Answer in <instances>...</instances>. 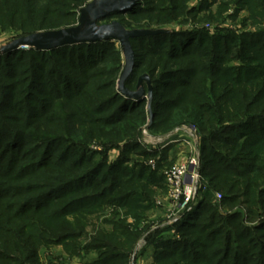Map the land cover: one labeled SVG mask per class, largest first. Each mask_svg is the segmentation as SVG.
<instances>
[{"label":"trees","instance_id":"16d2710c","mask_svg":"<svg viewBox=\"0 0 264 264\" xmlns=\"http://www.w3.org/2000/svg\"><path fill=\"white\" fill-rule=\"evenodd\" d=\"M4 1L0 0V7ZM23 1L20 15L28 14L34 21L20 28L31 34L51 26L44 23L49 15L75 16L71 4L77 6L84 0ZM188 1L140 0L130 10L111 13L98 23L112 17L135 21L119 19L130 29L142 27L138 20L143 18L165 23L182 17ZM209 1L192 11L208 9ZM231 3L246 9L252 21L264 20V0H221V12ZM14 11L2 15L5 25L15 17ZM130 44L134 65L125 86L133 89L136 74L144 68V57L158 58L157 64L144 71L151 81L154 123L163 113L189 107L187 115L201 132L199 171L204 184L219 191L222 204L232 208L223 213L207 196L209 191H203L176 222L178 238L155 242L153 263L264 264V29L241 35L172 31L132 37ZM111 46L109 39L48 50L31 47L0 56V203L16 193L29 194L13 201L12 217L42 214L49 224L58 223L60 230L54 235L49 224L46 226L45 245L77 240L87 216L104 206L116 215L125 210L138 220L153 203L152 187L161 183L158 170L144 164L124 165L128 151L149 154L137 140L125 139L121 156L108 164L106 151H93L83 139L68 133L70 123L95 129L118 125L129 116L146 118L142 112L145 98L126 97L113 89V79L98 74V67L112 56ZM118 69L113 68L111 75ZM95 76L103 81L93 93L90 86ZM103 90L108 92L100 95ZM77 99L83 105L68 106L74 101L77 104ZM59 114L64 118L55 121ZM17 166V175H10ZM20 176L32 177L27 191L14 184ZM236 204L241 208L234 209ZM67 215L75 216L74 225H62ZM8 219L0 223V230ZM123 221L114 217L111 235L101 232L80 247L83 252L76 248L75 253L85 257L82 264H126L127 245L135 234ZM23 234L21 228L13 233L17 237ZM19 244L28 251V259L35 257V242Z\"/></svg>","mask_w":264,"mask_h":264},{"label":"rangeland","instance_id":"374dc122","mask_svg":"<svg viewBox=\"0 0 264 264\" xmlns=\"http://www.w3.org/2000/svg\"><path fill=\"white\" fill-rule=\"evenodd\" d=\"M91 1L92 0H84L82 4H76L77 6L71 4L70 10L76 13L73 17L64 19L60 17V15H49L44 23L51 26L36 32L52 31L76 26L80 9ZM203 2L204 0H189L185 7V14L182 17L165 23L161 22V20L159 23H153L154 20L143 18L138 20V24L142 27H133L130 29L125 27L121 21L123 20L126 23L127 21H135L121 17L120 18L122 20L120 21L119 17H112L108 20L99 22V24L109 23L112 20H116L127 30H160L162 31L161 33H169L172 31L190 32L198 30L206 31L210 35H214L218 32L225 33L226 31L233 32L236 35H241L242 33H255L264 29V20L261 22L252 21V19L248 18L246 9L237 8L238 6L236 3L229 4L228 8L221 12L219 9L221 0H210L208 9L201 8V10L194 13L192 11L193 8L198 7ZM23 3V0H5L3 5L0 7V18L4 13H12L14 11L13 9H17L14 11L15 17L10 18L9 20L7 18L4 19L8 20V25H5L2 22L5 15L1 18L2 20L0 19V56L16 50L28 51L31 48L29 45H19L15 48H7L15 41L30 35L26 33L24 34L20 28L21 25L29 23V20L34 21L28 14V18L23 12V15H20L21 10L19 9L24 6ZM38 4L39 3H37V5ZM55 11L60 10L57 9ZM60 13L62 15V11H60ZM110 41L112 43V56L107 57V60L98 67V74H100L102 78H106L108 80L113 79V89L121 93L118 88V81L125 65V56L120 43L117 40L110 39ZM49 55L55 59L53 54L49 53ZM144 60V68L142 66V68L139 69L138 74H136L135 77L136 80L131 85L133 89L130 91L136 90L138 80L141 77L147 76L150 80L149 75L144 71L147 70L146 67H149L150 64H154L155 62L156 64L158 63V58H155L154 56H146L144 57ZM237 63L238 62H233L235 65ZM113 68H119L115 75H111V70ZM102 78L96 79L95 76L90 86L91 92L94 93L96 90L95 86L103 81ZM142 87L144 88V98L146 99L144 105L142 106L143 115H146L144 121L142 115H140V117L134 115L129 116L122 123L112 127H97L95 129H91L90 127L76 128L77 126L75 124L70 123L67 130L72 137L83 139L82 141L87 144L89 149L97 152L106 151V162L108 164L116 161L119 156H121V150L125 143V139H135L141 144V146H143L146 152L149 153L147 156H144L142 153L134 150L128 151L127 154H125L127 159L124 163L125 166L131 168L137 164L147 165L151 170H158V173L161 176V183L159 186L152 187V195L150 196L153 203L143 210V217L137 220L126 213L125 210L119 211L120 213L116 215L112 212L111 207L104 206L97 212L87 216L84 220V231L77 240L68 241L66 242L67 244L53 243L45 245L42 238L45 234H47L46 226L50 221H45L42 214H40L41 216L35 217L34 214L31 213L16 216L22 217V219L13 218V214L10 209L13 201L29 195L23 194V196H21L22 194L16 193L12 197H7V199H4L0 203V223L2 224L7 217L9 218L6 221L7 223H5L6 225L3 226L4 230H0V253H4V256L0 257V264H82L85 257L82 253H75L76 248L79 246V249L87 243H90L92 238L101 232L106 235H111L113 226L110 221H112L114 217H119V219L124 220L123 222L129 225V230L135 234V238L132 240L131 244H125V247L126 245L130 246L127 250L126 264H154L155 242L161 238H178V232L176 231L175 224L184 212L182 211L175 214L177 210V203H174L175 201H172L170 197L171 185H169L167 181L165 172L167 173L173 166L187 163L192 157H195L198 161L197 167L199 174L198 185L193 193L192 201L199 200L203 191H209L207 196L219 210L223 213L230 212L232 210L231 207L222 204L221 193L219 191H212L207 184H204V180L199 171V145L201 143V132L198 124L192 119H189L190 116L187 115L190 114L189 107L186 106L185 108L172 110L170 113H163L158 117L160 120L154 123L152 103L149 100L148 84L145 79L142 81ZM125 88L129 90L126 86ZM106 92L108 91L103 90L100 92V95H104ZM78 100L79 99L76 100L77 104H75L74 101L68 106L75 107V105H83L82 101ZM133 100L136 101V99ZM55 116L57 117L55 121L64 118L62 114ZM79 116L81 115L79 114ZM60 123L62 124V122ZM62 126L64 128L63 124ZM117 143L119 144L116 145ZM111 146L114 147L108 149ZM21 166L23 165H20L19 167ZM19 167L17 166V168L11 170L10 175H17ZM47 171L48 170L42 171L41 175ZM19 178L20 179L14 182V184L21 186L25 189V191H27L28 185H30L29 179H32V177L29 176L28 179L27 176H20ZM3 179L4 177L2 176V180ZM241 206L242 205L240 204H236L233 208H241ZM242 209L244 210L245 208ZM1 212L5 215L1 216ZM33 219L37 222L36 227L33 225L35 224ZM61 222L62 225L67 223L74 225L76 223L75 216L67 215ZM49 227L52 230L53 235L59 233L60 228L58 223L49 224ZM16 228L23 229L24 234L20 237L14 236L13 233ZM29 235L30 239L28 240ZM20 241L28 246H31L34 242L36 243L37 249L35 250V257L31 259L27 258L26 255L29 253H27L28 251L24 249V246L19 244ZM24 241L28 242L25 243ZM7 243H10L11 246H8ZM77 252L83 251L80 248ZM94 255L95 254L93 252L90 256H88V258H91Z\"/></svg>","mask_w":264,"mask_h":264},{"label":"water","instance_id":"95a60500","mask_svg":"<svg viewBox=\"0 0 264 264\" xmlns=\"http://www.w3.org/2000/svg\"><path fill=\"white\" fill-rule=\"evenodd\" d=\"M140 0H92L79 11L77 25L74 27L61 28L52 31H42L30 34L15 41L7 48H15L19 45H29L36 49H51L64 45H72L84 42H96L105 40H117L125 56V65L120 74L118 88L126 97L142 99L145 97L142 81L148 84L149 100L151 101V82L147 76L138 80L136 90H127L125 80L131 74L134 65V52L130 44V38L142 35L161 33L160 30H127L116 20L109 23L99 24L98 21L111 13L130 10Z\"/></svg>","mask_w":264,"mask_h":264},{"label":"built area","instance_id":"2783aa9c","mask_svg":"<svg viewBox=\"0 0 264 264\" xmlns=\"http://www.w3.org/2000/svg\"><path fill=\"white\" fill-rule=\"evenodd\" d=\"M198 161L195 157L181 165L173 166L166 174L170 188V197L177 203L175 214L186 211L193 199V193L199 180Z\"/></svg>","mask_w":264,"mask_h":264}]
</instances>
